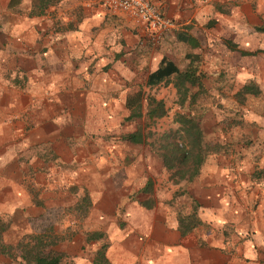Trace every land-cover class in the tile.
Returning a JSON list of instances; mask_svg holds the SVG:
<instances>
[{
    "label": "crops",
    "instance_id": "crops-1",
    "mask_svg": "<svg viewBox=\"0 0 264 264\" xmlns=\"http://www.w3.org/2000/svg\"><path fill=\"white\" fill-rule=\"evenodd\" d=\"M8 2L0 0L6 230L36 231L52 209L50 224L74 264H264V181L253 176L256 168L264 173V31L255 28L264 23V0H152L174 24L157 41L130 15L94 0H58L36 15L28 14L31 0ZM163 56L179 69L195 56L208 93L227 95L218 108L208 103L203 120L208 137L229 141L230 150L209 154L191 181L172 183L151 151L130 155L122 146L131 142L114 140L127 126V88L151 87L148 74ZM249 80L260 92L236 101ZM236 110L242 120L231 127ZM147 179L155 189L150 207L137 200ZM181 184L199 201L202 221L185 234L167 201ZM83 188L91 202L81 217L71 207ZM92 230L104 232L105 261H94L101 238L87 239Z\"/></svg>",
    "mask_w": 264,
    "mask_h": 264
},
{
    "label": "trees",
    "instance_id": "trees-1",
    "mask_svg": "<svg viewBox=\"0 0 264 264\" xmlns=\"http://www.w3.org/2000/svg\"><path fill=\"white\" fill-rule=\"evenodd\" d=\"M58 0H31V8L28 10L29 15L42 14L45 9L52 3ZM21 0H9L8 7H17ZM257 30L264 31V23L255 26ZM232 49L236 48V44L229 45ZM241 53H253L254 51L240 50ZM199 70V62L192 56L189 64L183 69L163 56L160 65L148 74L147 83L151 86L159 83L163 79H169L174 74V84L181 92L179 104L186 109L187 112H175L174 120L180 125L172 132H163L165 142L161 144L163 151L159 153L164 166L170 170L169 177L173 180L175 178L185 181L193 180L200 172V168L204 163L206 157L215 152L228 153L230 150L229 141H221L216 138H209L210 134L204 128L203 115L207 111L209 101H216L218 105L223 102L217 98L227 97V95H216L208 93L204 88L201 79V72ZM166 79V80H167ZM260 92L258 85L253 80L245 82L242 87L237 90L233 97L238 102H243L251 95H256ZM144 90L140 83L129 85L127 88L125 105L129 108L128 113L123 116L121 122L137 121L134 130L120 133L121 139L127 140L131 143H144L145 135L142 132L141 124L138 120L145 116L148 118H155L164 114V103L160 99L153 96H147L148 107L143 108ZM156 102L152 106V102ZM185 104V106H184ZM196 110H200L198 114ZM238 111L231 115L230 126L235 127L242 119H239ZM251 141L247 140L246 142ZM264 147V142H263ZM253 176L264 181V173L261 169H255ZM176 181V180H175ZM152 182L147 179L145 184L139 189L143 193H147L144 199L136 197L138 191L131 193V198H137L138 202L146 207L153 205L154 200L151 197ZM180 195L185 194L187 198H177L178 191L173 192V195L167 201L173 207L178 229L181 234H185L193 230L202 221L199 217V201L193 197L185 187L180 191ZM90 195L86 188L79 191L76 203L71 207L76 215L83 216L89 209ZM9 219H5L0 213V253L7 256H17L20 264H74L71 257L62 248L60 241L62 235L55 232L51 224L36 231L30 230L21 234L16 242L6 241L3 238L4 231L9 227ZM87 239L101 238V243L95 251L94 261H105L104 251L107 246V241L104 237V232L101 230L87 231ZM16 250V252H15ZM17 253V254H15ZM8 264H14L9 262Z\"/></svg>",
    "mask_w": 264,
    "mask_h": 264
},
{
    "label": "rangeland",
    "instance_id": "rangeland-1",
    "mask_svg": "<svg viewBox=\"0 0 264 264\" xmlns=\"http://www.w3.org/2000/svg\"><path fill=\"white\" fill-rule=\"evenodd\" d=\"M225 43L232 46V43H234V40H232L230 38H226ZM148 69H149V65L144 67V69H141L143 72H142V74H140L139 80H141L143 78L144 73ZM180 94H181V92L177 89V87L174 84V77L167 79L166 81L160 83L159 85L147 87L144 90L145 99L143 100V107H144L143 109L146 110L148 107V101L146 99L147 96H153L156 99H160L163 101V103H164V114L161 116H156L155 118H148L145 116L143 119L138 120V122L141 124L142 132L146 136L145 142L144 143H130L128 145L126 142L122 146V148H124L126 151H128V153L130 155L137 154V153H140L143 151H151L154 159H157V158L160 159V162L162 163L163 167L166 169V171L168 173L167 177L169 179H171L169 177L170 170L164 166L163 161H162L159 153L161 151H163V149L161 148V144L166 141L162 135L163 132L164 131L172 132V130L178 128L180 125L177 121L174 120L175 112H178V111L187 112L188 111V109L183 107V105L181 106L179 104ZM217 98L220 99L219 96ZM216 101H212V102L209 101V103H212V105H214L215 107L218 108V104L215 103ZM151 105L155 106L156 102L155 101L152 102ZM184 106H185V104H184ZM196 112L199 114L200 110H196ZM210 113L211 114H210L209 119H212L214 117L215 112L211 111ZM136 124H137V121L126 122V125H127L126 128L123 131L117 132V134H114L115 143L116 142H118V143L122 142L119 139L120 137H118V134L120 135V133H122L124 131L134 130L136 127ZM205 125H206V130L210 131V130H208V124L205 123ZM125 160L127 161V159H125ZM137 162H139V160L135 157H132L130 159V163H135L137 165ZM156 163H157V160H154L153 165L156 166L155 165ZM146 164H148V161H146ZM256 169H261V168H256ZM171 180H172V183H178V182L184 181V179L178 181L177 178H175L176 181L173 179H171ZM183 187H185V184L179 185L177 188H175V190L173 192L178 191V194L180 195L181 194L180 191L183 189ZM151 192H152V194H154V192H155L153 184H152ZM146 194H142L141 199H144L147 196ZM152 194H151V197L154 200V197L152 196ZM181 199L183 200V198H181ZM59 210L60 209H57L58 213H59ZM55 216H56L55 210L54 211L52 209L45 210L41 214V216L38 218V221L35 222V223H37L36 227L40 226V228H41V227H45V226L50 225V222L53 221L52 219ZM23 228L26 229L28 227L17 225L15 227H11L8 230H5L3 233V238L6 241L16 242V240L18 239L19 234ZM15 252H16V250H15ZM15 254H17V253H15ZM0 261H1L0 264H8L9 262H14V264H20L19 260L17 259V256H15V255L14 256H7L4 253H0Z\"/></svg>",
    "mask_w": 264,
    "mask_h": 264
},
{
    "label": "built area",
    "instance_id": "built-area-1",
    "mask_svg": "<svg viewBox=\"0 0 264 264\" xmlns=\"http://www.w3.org/2000/svg\"><path fill=\"white\" fill-rule=\"evenodd\" d=\"M109 13H126L144 25L153 41L171 28L173 20L165 15L152 0H94Z\"/></svg>",
    "mask_w": 264,
    "mask_h": 264
}]
</instances>
